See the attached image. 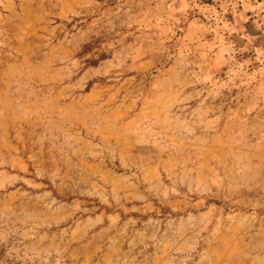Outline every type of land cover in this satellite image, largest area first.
<instances>
[{
    "label": "rangeland",
    "instance_id": "1",
    "mask_svg": "<svg viewBox=\"0 0 264 264\" xmlns=\"http://www.w3.org/2000/svg\"><path fill=\"white\" fill-rule=\"evenodd\" d=\"M0 264H264V0H0Z\"/></svg>",
    "mask_w": 264,
    "mask_h": 264
}]
</instances>
